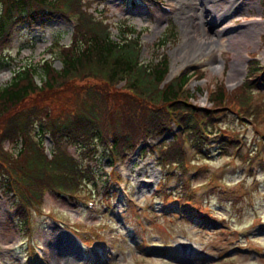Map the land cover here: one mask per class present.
<instances>
[{
    "label": "rangeland",
    "instance_id": "obj_1",
    "mask_svg": "<svg viewBox=\"0 0 264 264\" xmlns=\"http://www.w3.org/2000/svg\"><path fill=\"white\" fill-rule=\"evenodd\" d=\"M198 2L135 0L133 7L129 8L128 0H93L85 6L88 11H99L107 16V21L114 24H111L112 35H117L116 31L120 32L125 25L140 31L141 60L156 53L154 42L170 26H174L175 38H170L162 50L168 59V75L184 68L192 70L197 65L203 67L201 76L191 79L190 86L203 89L208 81L221 78L225 87L231 89L242 80L249 55L253 54L258 61L264 63V0H218L217 11L209 1H201V6ZM239 2L242 4H238ZM246 2L250 5L244 6ZM83 3L81 2V6L86 9ZM166 5H172L170 13L163 9ZM201 7L211 12L206 15V19L211 20L219 18L221 8H231V11L216 25L214 31L218 34L209 30L211 48L196 55L189 52L188 55L184 48L196 36L198 23L201 21ZM227 29L242 30L239 34L242 36L247 34L249 38L243 40L245 46L237 49V45H230L227 37L229 33L225 32ZM69 30L70 23L56 18L30 24L22 29L17 28V39L12 38L4 54L0 55V85L9 79L12 69L23 61L37 63L42 58H49V49L53 43L66 45L69 42ZM52 64L55 68L59 67L56 59H52ZM73 81V84H70L71 80L67 82L68 85L54 94L49 102H66L71 99L68 102L71 104L73 94L76 93L75 87L80 85L77 79ZM262 91L264 92V88ZM193 100L206 104L204 90ZM48 107L51 108L49 105ZM224 122L234 127L237 124L235 120ZM31 124L33 123L30 121L28 131L33 134L35 126L33 124L32 127ZM261 128L264 143V122ZM239 132L245 144L237 149L228 147L226 155L213 152L207 160L208 170L203 171L204 176H207L208 171H215L222 180L218 179L225 193L218 189L219 186L201 184L203 177L196 176L191 182V186L199 185L194 194L202 197L211 209H208L211 211L208 218L215 223L214 226H202L182 217L163 214L161 197L149 196L164 173L154 164V152L130 156L113 165L109 164L103 153H99L98 161L93 160L96 176L93 187L96 193L94 192L92 208L89 209L80 202L74 204L64 197L46 194L42 205L43 214L32 213L31 234L28 238L18 232L10 202L0 196V264H264V164L259 166L256 161V170L251 168L250 175H247V163L241 156L246 151L249 153V148L253 149L255 145L252 141L256 134L248 124L241 127ZM12 136L8 144L5 140L0 143V152L9 149L14 154L15 141L13 142ZM44 143L45 148L50 147L48 140H44ZM67 148L69 152H74L73 147ZM258 148L264 154V145ZM0 158L3 159L4 156ZM120 165H124L128 174L130 173L127 193L134 200L141 198L137 204V213L130 210L127 202L124 208L118 197L127 201L126 196L120 194L116 187L117 192L110 194L108 199L101 196L106 173L112 175L110 180H113L112 172H118ZM172 178L177 181L179 176L176 174ZM174 179L164 180L162 186L172 188ZM179 183L177 181V185ZM180 189L182 187L178 188ZM211 189L216 191H210ZM103 200L112 209H116L113 212L105 211L101 204ZM48 213L54 218L51 219ZM74 225H78L79 231H85L84 237L90 236L93 229L97 231L103 239L102 242L99 240L101 246L84 249L80 241L69 232L71 230L66 229ZM89 225L94 228L88 227ZM136 242H145L149 247L169 244L176 252L167 254L160 249L137 247ZM24 246L32 250L30 260H27ZM251 247L261 250V254L252 255Z\"/></svg>",
    "mask_w": 264,
    "mask_h": 264
},
{
    "label": "trees",
    "instance_id": "obj_2",
    "mask_svg": "<svg viewBox=\"0 0 264 264\" xmlns=\"http://www.w3.org/2000/svg\"><path fill=\"white\" fill-rule=\"evenodd\" d=\"M70 15H76L77 20L69 42L53 43L49 58L37 63L23 61L0 85V142L12 135L13 140H20L14 156L0 152V157L4 156L0 158V191L5 196L13 194L20 228L24 225L26 208L38 205L43 189L73 198L87 182L93 186L96 176L92 161H98L108 138L110 153L119 155L134 147L137 139L167 131L174 121L182 125L199 152L195 142L200 147L202 135L209 129L206 125L203 133L199 131L197 120L209 119L210 109L199 108L188 100L206 87L184 90L186 76L165 81L168 59L158 50L175 38L174 26L154 42L156 53L141 60L140 31L122 26L117 36L112 37L102 19L81 8V0H0V52L13 27ZM52 59L58 61V68L53 66ZM256 68L255 62L250 63L247 76ZM74 79L80 85L75 87L71 104L68 103L71 99L49 102L67 82L71 80L73 84ZM250 92L247 80L227 92L220 78L215 80L209 96L213 108L230 102L242 106L250 98ZM30 121L35 126L34 140L29 136ZM44 132L54 138L69 137L74 141L77 157L52 149L47 158L39 147ZM180 134L167 144L162 165L183 164L179 154ZM182 211L184 215L189 212L185 208Z\"/></svg>",
    "mask_w": 264,
    "mask_h": 264
},
{
    "label": "bare ground",
    "instance_id": "obj_3",
    "mask_svg": "<svg viewBox=\"0 0 264 264\" xmlns=\"http://www.w3.org/2000/svg\"><path fill=\"white\" fill-rule=\"evenodd\" d=\"M198 1L200 2V6H201V3H202L201 1H203V0H198ZM204 1L211 2L213 5V6L211 5V7H216V11H217V6H219L217 3L218 0H204ZM214 1H216V3H214ZM199 2H198V4H199ZM238 4H242V2H239ZM238 4H236V6ZM249 5H250L249 2H246L244 4V6H249ZM236 6H234V7H236ZM234 7L232 8V10H234ZM230 9L221 8L220 13H219V18L218 19L215 18L214 20L206 19V15L211 13L208 9H205L203 7H201L199 9L201 21H200V23H198V27H197V31H196L197 38L195 36V38H192L191 40H189L187 42V44L185 45L186 47L184 46L185 51L187 50L186 54L190 55V53H192V55H196V54L202 53L205 49L207 50V49L211 48L212 39H211V35L208 34V32H209V30H211V32L213 34H215V35L218 34L217 31H214L216 28V25L223 21L224 17L227 16L229 11H231ZM193 15H195V14L193 13ZM203 19H204V21H203ZM241 31L242 30H236V29L225 30V32L229 33V35L227 36L228 41H229L228 43L229 44L231 43L233 46L237 45L238 46L237 49H240L242 45L245 46L243 44L244 43L243 40H245L246 38H249V36L247 34H246V36L239 35V34H241ZM219 36H220V32H219ZM4 232H5V230H4Z\"/></svg>",
    "mask_w": 264,
    "mask_h": 264
}]
</instances>
